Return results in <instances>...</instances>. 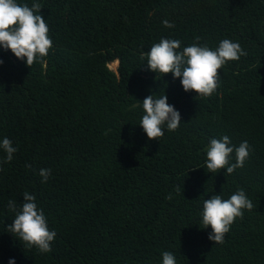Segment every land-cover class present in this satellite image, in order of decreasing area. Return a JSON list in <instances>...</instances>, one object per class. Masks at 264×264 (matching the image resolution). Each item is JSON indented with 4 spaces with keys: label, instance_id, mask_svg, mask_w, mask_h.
Segmentation results:
<instances>
[{
    "label": "trees",
    "instance_id": "16d2710c",
    "mask_svg": "<svg viewBox=\"0 0 264 264\" xmlns=\"http://www.w3.org/2000/svg\"><path fill=\"white\" fill-rule=\"evenodd\" d=\"M17 2L41 5L52 47L30 66L0 47V142L17 149L7 163L0 149V264H162L164 252L176 264H264V0ZM161 39L180 40L178 51L229 39L247 55L199 96L148 68L144 54ZM152 94L181 115L157 140L140 127ZM225 135L249 156L230 175L210 173L206 149ZM41 169H51L46 183ZM241 189L253 212L210 241L203 202ZM25 192L56 232L50 252L8 231V202L20 210Z\"/></svg>",
    "mask_w": 264,
    "mask_h": 264
},
{
    "label": "clouds",
    "instance_id": "9594fccd",
    "mask_svg": "<svg viewBox=\"0 0 264 264\" xmlns=\"http://www.w3.org/2000/svg\"><path fill=\"white\" fill-rule=\"evenodd\" d=\"M41 5L33 3L32 7L21 4L17 0H0V47L10 50L20 60H25L27 66L32 65L38 58L47 56L52 47L48 23L41 14ZM166 28L173 25L168 20L163 21ZM199 41V37L196 38ZM176 39H161L153 44L150 51L145 53L148 68L163 76L172 74L174 79L179 78L185 92H195L199 96H210L217 88L219 69L227 62L238 61L241 56L247 55L241 45L229 39H224L213 50L208 46L193 43L184 47ZM3 61L0 60V64ZM118 65V63H117ZM142 107L144 115L140 127L149 140H157L164 135V126L169 131H175L181 123V115L174 106L169 105L165 94L147 96ZM141 115H138L137 121ZM228 136L222 139H211L206 149V167L210 173H217L226 169V174H232L235 169L242 168L249 156L248 143L242 142L235 149L231 146ZM0 149L6 153L3 163L10 162L17 151L9 139L0 142ZM235 151V163L229 166V157ZM51 169H41L39 175L46 183ZM177 194L181 189H175ZM172 199L171 194L166 197ZM34 195L23 193V204L17 210L15 201H9V209L16 213L8 231L18 236L29 249L36 247L41 253L51 251V242L56 238V232L49 230L47 219L42 209L37 207ZM246 209V210H245ZM243 210L244 213H243ZM254 210L252 201L241 189L230 198L223 199L221 195H214L203 202L202 222L205 228L210 227L208 236L214 243H223L225 234L237 218H246ZM9 264H16L14 259ZM162 264H176L175 256L171 252H164Z\"/></svg>",
    "mask_w": 264,
    "mask_h": 264
},
{
    "label": "rangeland",
    "instance_id": "374dc122",
    "mask_svg": "<svg viewBox=\"0 0 264 264\" xmlns=\"http://www.w3.org/2000/svg\"><path fill=\"white\" fill-rule=\"evenodd\" d=\"M117 62H113V63H110L109 64V67L112 69V70H115L117 68Z\"/></svg>",
    "mask_w": 264,
    "mask_h": 264
}]
</instances>
